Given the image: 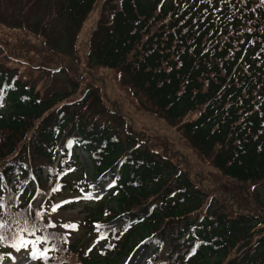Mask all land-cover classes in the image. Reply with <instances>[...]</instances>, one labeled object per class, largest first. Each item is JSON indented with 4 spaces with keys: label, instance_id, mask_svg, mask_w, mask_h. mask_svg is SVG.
<instances>
[{
    "label": "trees",
    "instance_id": "1",
    "mask_svg": "<svg viewBox=\"0 0 264 264\" xmlns=\"http://www.w3.org/2000/svg\"><path fill=\"white\" fill-rule=\"evenodd\" d=\"M97 1L8 0L7 8L44 6L56 22L45 25L56 50L73 47ZM90 40L89 63L123 70L157 115L182 122V135L219 176L264 182V0H102ZM71 96L41 95L0 66V231L48 249L36 264H118L137 248H151L140 264H264V206L220 210L204 178L197 187L188 169L147 142L82 113L87 99L67 105ZM69 143L90 169L74 151L64 155ZM104 182L111 192L93 198ZM35 187L47 197L37 205ZM71 195L83 202L71 197L61 211L77 207V216L55 219L52 203ZM13 249L0 245V264Z\"/></svg>",
    "mask_w": 264,
    "mask_h": 264
},
{
    "label": "rangeland",
    "instance_id": "2",
    "mask_svg": "<svg viewBox=\"0 0 264 264\" xmlns=\"http://www.w3.org/2000/svg\"><path fill=\"white\" fill-rule=\"evenodd\" d=\"M101 2L97 1L81 25L73 47L61 42L56 50H52L47 44L45 25L56 22L52 14L47 15L49 11L46 12L44 6L37 7L39 3L29 2L18 14H11L12 9L7 8L8 0H0V66L23 77L41 95L52 90L72 94L67 105H77L87 99L80 108L82 113L124 135L131 132L139 140L147 142L154 154L183 170L188 169L197 178L193 181L197 187L202 180L199 178H204L202 186L209 190L208 199L217 198L220 210L229 211V206L236 213L257 212V207L264 206V182L238 185L219 176L210 167L208 159L202 160L203 156L197 154L182 135V122H170L157 115L148 101L133 88L123 70L98 68L89 63L90 38L98 21ZM78 157L81 166L89 168L85 155L78 152ZM103 191L101 188L97 192ZM67 197L74 198V195ZM67 197L59 196L52 203L56 208L55 219L66 221L77 216V207L60 210L59 206L63 204L70 207L72 202ZM73 201L77 206L83 199L75 197ZM32 249L29 245L21 247L4 264H36ZM144 256L145 251L137 248L132 255L121 257L118 264H140Z\"/></svg>",
    "mask_w": 264,
    "mask_h": 264
},
{
    "label": "snow or ice",
    "instance_id": "3",
    "mask_svg": "<svg viewBox=\"0 0 264 264\" xmlns=\"http://www.w3.org/2000/svg\"><path fill=\"white\" fill-rule=\"evenodd\" d=\"M59 189H54V191H58ZM53 211H56V208H53ZM37 216H40L41 213L37 212L36 214ZM28 221L26 220L25 221V227H22V231H28ZM6 227V224L3 223V222H0V229H4ZM47 227H54V225H52L51 223H49L47 225ZM65 228H72L73 230L75 229V226L74 225H65L64 226ZM32 229L33 230H36L35 229V225L33 224L32 225ZM65 243H67V241L65 240L64 241ZM35 243L36 242H33V249H32V252H31V255H32V258L33 259H44V260H47V252H48V249H44L42 251L40 250H37L35 248ZM5 244H10V246L16 248L17 250H19L21 247H28V244L27 242L19 239L18 237V234H13L12 236H9L7 234H5V232L3 231H0V245H5Z\"/></svg>",
    "mask_w": 264,
    "mask_h": 264
}]
</instances>
